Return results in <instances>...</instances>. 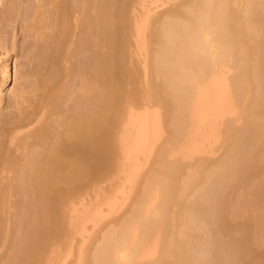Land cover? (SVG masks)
Segmentation results:
<instances>
[{"label":"bare ground","instance_id":"1","mask_svg":"<svg viewBox=\"0 0 264 264\" xmlns=\"http://www.w3.org/2000/svg\"><path fill=\"white\" fill-rule=\"evenodd\" d=\"M31 2L52 70L11 88L0 45V264H264V0Z\"/></svg>","mask_w":264,"mask_h":264},{"label":"rangeland","instance_id":"2","mask_svg":"<svg viewBox=\"0 0 264 264\" xmlns=\"http://www.w3.org/2000/svg\"><path fill=\"white\" fill-rule=\"evenodd\" d=\"M9 0H0V45L4 42L9 45L5 47L8 50L10 64L12 65V87H21L29 80L34 70L40 68L42 73H49L52 70V62L44 61L41 57L40 40L37 36V29L35 28V20L32 18V2L31 0H24L19 8V13H9ZM4 48V46L2 45ZM91 56L85 52L80 55V62L82 66L87 64ZM89 62V61H88ZM3 62L0 59V78L2 74ZM16 78V80H15ZM1 80V79H0ZM4 98L0 104V110L3 113H9L14 110L9 107L10 91L3 93ZM235 223H232L234 225ZM259 254H264V244L257 247ZM10 251V245L5 243L0 246V256L6 258Z\"/></svg>","mask_w":264,"mask_h":264}]
</instances>
